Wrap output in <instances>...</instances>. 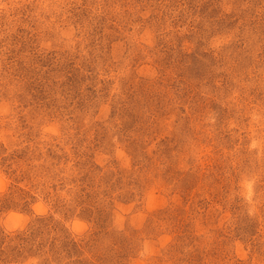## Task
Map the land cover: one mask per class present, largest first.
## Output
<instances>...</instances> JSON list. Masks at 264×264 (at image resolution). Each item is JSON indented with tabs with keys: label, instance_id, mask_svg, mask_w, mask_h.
Here are the masks:
<instances>
[{
	"label": "rangeland",
	"instance_id": "374dc122",
	"mask_svg": "<svg viewBox=\"0 0 264 264\" xmlns=\"http://www.w3.org/2000/svg\"><path fill=\"white\" fill-rule=\"evenodd\" d=\"M0 264H264V0H0Z\"/></svg>",
	"mask_w": 264,
	"mask_h": 264
}]
</instances>
